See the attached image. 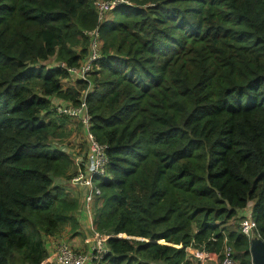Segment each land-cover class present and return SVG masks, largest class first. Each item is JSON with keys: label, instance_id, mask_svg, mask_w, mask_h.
<instances>
[{"label": "trees", "instance_id": "trees-1", "mask_svg": "<svg viewBox=\"0 0 264 264\" xmlns=\"http://www.w3.org/2000/svg\"><path fill=\"white\" fill-rule=\"evenodd\" d=\"M93 2L0 0V264H49V239L76 228L50 106L82 94L107 145L101 264H196L187 249L224 245L250 264L237 211L264 241V0H122L99 21ZM90 29L82 78L68 68Z\"/></svg>", "mask_w": 264, "mask_h": 264}, {"label": "built area", "instance_id": "built-area-1", "mask_svg": "<svg viewBox=\"0 0 264 264\" xmlns=\"http://www.w3.org/2000/svg\"><path fill=\"white\" fill-rule=\"evenodd\" d=\"M120 1L122 0H94L93 4L96 8L97 20H101L104 17L105 11L109 10L115 3ZM84 32H87L91 36V47L88 59L82 62L78 68H68L70 73L79 75V77L82 78H84V72L89 68V62L98 56L95 46V39L97 36L96 30L90 29ZM50 109L53 113L64 115L69 119L78 121L83 131L86 151L80 156L69 152L75 167L73 175L67 181V185L79 196L78 210L76 213L83 216L86 220L84 223L88 236L85 242L87 246L86 248L84 247L83 250L74 249L66 238L59 236L50 238L48 243V258H50L52 264H101L107 252L105 234L96 230L92 222L94 210L101 199V191L96 183L99 179L107 177V145L98 142L90 129L91 116L88 113L83 94L77 104L53 100ZM239 230L248 238L252 237L255 230V223L249 217V214H247L244 220L239 222ZM232 254L233 250L229 246L224 245L220 257H215L218 260L210 264H237L232 259ZM205 257L214 258L208 256L206 253Z\"/></svg>", "mask_w": 264, "mask_h": 264}, {"label": "rangeland", "instance_id": "rangeland-1", "mask_svg": "<svg viewBox=\"0 0 264 264\" xmlns=\"http://www.w3.org/2000/svg\"><path fill=\"white\" fill-rule=\"evenodd\" d=\"M108 10L105 11L104 16L107 15L109 13H107ZM107 13V14H106ZM96 46V45H95ZM79 76V75H76ZM86 75L84 74V77ZM71 79H63L62 80V84L64 86L70 85ZM65 127L67 129V133H66V137L62 140H60L59 142V146L64 149L66 152H72L76 155H82L83 153H85L86 151V144L83 138V131L81 128V125L78 121L72 120L67 118V121L65 123ZM72 166L73 169L75 167L74 163L72 162ZM65 187L67 183H63ZM71 191V189H69ZM73 192V191H72ZM73 194H75V192H73ZM99 204V202L97 203V205ZM250 209V205H247L246 208L244 209H240L237 211V217L238 218V224L241 220H244L247 216L246 213H248ZM78 210V209H77ZM77 214V213H76ZM230 226H233L232 222L228 223ZM66 229H68V232H72L71 230V226L69 223H66L65 225H63V227L60 229V231L58 232L57 236L62 237V238H67L69 236V233H65ZM255 236V234H252V237ZM197 250L195 248L193 249H187L186 251V255L187 257H189L191 259V261H194V259H196L195 257L197 256ZM49 253V252H48ZM217 258H211L208 261L204 262L203 264H210V263H214L215 261H217ZM202 264V263H201Z\"/></svg>", "mask_w": 264, "mask_h": 264}, {"label": "crops", "instance_id": "crops-1", "mask_svg": "<svg viewBox=\"0 0 264 264\" xmlns=\"http://www.w3.org/2000/svg\"><path fill=\"white\" fill-rule=\"evenodd\" d=\"M249 211L247 214H249ZM74 219H76L75 220L76 228L72 232H68L67 231L68 229H66L65 233H69V236L66 238V240L74 249L83 250V248L84 247L86 248L87 246L85 242H86V237L88 236V232H87V229L84 223V221L86 220L83 218V216L78 215V214H75ZM189 249H193V248H189ZM196 253H197V256L195 257L196 259H194L196 264H201L211 259V258L205 257V253L201 252L200 250H197ZM186 258H188L191 261V259L187 257V255H186ZM49 264H52V262L50 261Z\"/></svg>", "mask_w": 264, "mask_h": 264}, {"label": "water", "instance_id": "water-1", "mask_svg": "<svg viewBox=\"0 0 264 264\" xmlns=\"http://www.w3.org/2000/svg\"><path fill=\"white\" fill-rule=\"evenodd\" d=\"M248 254L251 264H264V241L257 236L249 238Z\"/></svg>", "mask_w": 264, "mask_h": 264}]
</instances>
